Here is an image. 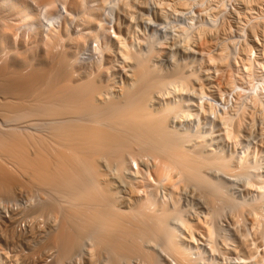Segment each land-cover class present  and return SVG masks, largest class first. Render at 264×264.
<instances>
[{"label":"bare ground","instance_id":"obj_1","mask_svg":"<svg viewBox=\"0 0 264 264\" xmlns=\"http://www.w3.org/2000/svg\"><path fill=\"white\" fill-rule=\"evenodd\" d=\"M106 1L0 0V198L10 200L0 210V254L2 250L12 251L10 260L14 258L16 262L13 264H198L191 256L194 246L189 245V238L177 225L181 222V227L191 237L196 233L204 241L212 235L217 240L221 223L214 228L215 221L223 211H230L229 215L225 214L237 238L231 241L233 244L237 241L236 247H232L230 238L224 234L223 240L219 237L218 242H224V246L230 244L223 252L231 256L233 264L251 263L261 245L258 238L262 229L258 232L256 222L264 216L260 217L257 200H252L255 204L244 199L237 202L239 199L233 198L237 190L231 196L229 187L233 185L236 189L235 180L255 172L250 171L255 164L247 163V159L240 161V157L234 168L230 155L214 152L212 143L216 137L210 135L212 143H207L201 131L198 135L194 133L195 139L192 132L178 131L169 122L178 114L188 116L191 108L188 112V105L181 98L180 101L167 100L166 96L172 91L168 88L211 84L209 70L204 69L208 76L199 77L200 74L195 75L190 70V65L185 64L188 71L183 63H180L182 67L173 59L170 60L174 63L172 68L162 69L163 72L154 60L166 53L165 45L155 49L156 46L151 48L145 43L150 46L148 51L131 50L130 43L125 44L127 38L122 41L123 31L124 35L127 32L123 23L128 19L130 7L124 8L127 15L121 9L127 1L118 8L117 24L112 20L115 23L112 33V25L109 26L107 20L111 15L102 13ZM176 2L181 3V7L189 5L184 0ZM255 24L248 25L252 35L260 26ZM205 29L209 28L196 33L202 37L198 36L201 39L197 50L199 58L216 61V57L213 58L216 53L211 55V51H215L218 36L208 35ZM115 43L118 50L114 48ZM216 46L222 49L224 45ZM116 51L131 63L130 68L127 67L129 62L124 65L130 71V80L120 84L118 93L114 92L117 95H112L116 90L110 93L109 83L116 73L110 71L113 75L110 78L109 69L117 67V60H123L118 59ZM218 52L217 63L220 59L221 64L218 66L220 78L216 81L222 80L235 88L239 71L237 76L233 61L235 70L229 61L232 56L227 60L229 51L221 53L219 49ZM248 61L251 64V60L246 63ZM119 69L121 67L116 70ZM115 81L111 84H116L117 89L119 85ZM258 99L255 101L260 102ZM225 118L230 120V117ZM238 127L235 130L239 131ZM131 160H135V168ZM106 170L110 171L106 172L110 176L114 171L115 176L123 177L121 181L125 179L129 187L127 195L119 193L114 181H109L110 176L107 181L104 179ZM102 176L105 181L101 180ZM187 188L194 191L191 198L194 197L206 212L203 218L198 216L197 210L194 211L197 215L180 216L185 210L180 211L181 203L177 200L184 193L181 189ZM24 190L28 192L25 199ZM160 190L164 193L162 197L158 195ZM179 190L182 194L178 197ZM244 201L246 206L241 205ZM187 211L189 213V209ZM244 213L253 214L256 220L257 229L254 223L253 226L260 235L256 236L258 240L255 238L254 245L247 240L249 235L245 237L249 231L244 225ZM173 219L177 224H171ZM23 221L25 226L22 227ZM262 221L259 225L264 224V219ZM239 224L246 227L239 232L247 233L238 232ZM213 228L220 229L216 236ZM87 248L89 254L85 256ZM5 254L9 259L8 253Z\"/></svg>","mask_w":264,"mask_h":264},{"label":"rangeland","instance_id":"obj_2","mask_svg":"<svg viewBox=\"0 0 264 264\" xmlns=\"http://www.w3.org/2000/svg\"><path fill=\"white\" fill-rule=\"evenodd\" d=\"M108 1H106V2L109 3V5H107V3L105 2L106 4L104 3L105 4L104 8H106L107 10H110V11H108L106 13L107 10L105 9L104 12L102 11V13H105L108 16L111 15V17H109V18L107 17V20L109 21V26L112 25V27H111L112 29L111 30L109 29L110 32L113 31V29H114V25H115L114 22H116V24H117L116 20H118V18H115V17H119V16H117V14L120 11L118 8L119 7L122 8L123 4L126 1H127L126 2L127 6L125 3L123 6V9H121V11L122 10L126 11V10H128L129 7L131 8V9L129 8V11H128L129 14L128 15H127V11L125 12L126 15L128 16L129 20L127 19L128 22L126 20L124 23L126 25L128 23V26H126L122 22L124 29L127 31L125 35H124L125 31H123V33H122L123 36H125V37L123 38V36L120 35V37L123 38V39L121 38L122 41H124L125 38H127V41L125 40V44L128 46L130 43V45L128 47L131 46L132 47V48H130L131 50L136 48V50L141 49L140 51L145 50L144 52H146V50L148 51L150 46L148 48V46H146L145 43L147 45H151V48H154L156 46L155 49L162 47V44H163V45H165L166 53L162 56L159 55V57L155 58L156 60H154V61L156 63L153 61L156 65H159L161 67L160 68L161 70L164 69V71H166V70L169 71L170 70L169 68H172V66L174 65V63L171 62L173 59H175L173 61L178 60L177 61L178 64L182 67H183V65H181L182 63L184 64V66H185V64L190 65L191 66L190 70H192V72L195 73V75H196V73L200 74L199 77H204V74L209 75V73H207V70H209L208 72H210L211 78L210 77L209 78H210V82H212L211 84L210 83H207L204 85L201 84L202 87L198 86L199 84H197V83L193 84L194 86L190 84V86H192V87H189V85H188V87H187L188 89L187 88L184 89L182 87H179V85H178V87L177 86L174 87V88H177V90L175 89V91H174L173 87H171L172 89L168 88V90L169 89L172 90V91H169L170 95L168 94L169 92L167 90V92H168L167 94L170 97L166 96V94L164 93L167 100H172L171 98H173V101H176V100L180 101L179 98L183 99V101H185L183 103L186 104V106L188 105V112H189V108H191V110H190L191 112H189L190 114L188 116L183 115V114H178L176 116V119H175V117L172 116L169 120V122H171L170 125L172 124L171 126H174V127L176 126L175 128H177L178 131H180V129H181V131H183V132H186V133L190 132L189 134L193 133L192 137H194V133L198 135L199 132L201 131L200 133H203V135H205L204 138L207 140V143H212V139L214 137H216L215 139H213V143H212L213 146L211 145L214 152H219V153L221 152L220 154L223 153L222 155L225 154L226 156L230 155L231 157L230 156L229 157L231 158V161L234 160L232 162V166H234V168L236 167V165H234V164L239 161V160L237 161V159H240V157H241L240 161L247 159V161H246L247 163L250 162V164H252V163L255 164V166L252 165V167L254 166V168H256V169H254L252 167L250 168V171L252 169L253 171L255 170V172L250 173L247 176H241V177L237 178V179H239L240 183L238 181H236L237 179L234 176H232V178L234 177V179H236L235 180L236 183L234 182L235 184L234 183L233 184L234 185L237 184V185L235 186L236 187V189H235L233 187V185L231 184L232 186H230L229 189L230 190L232 189V190L231 191L229 190L230 191L229 193L232 196L235 193V190H237L236 193L233 195L234 199H236V200L239 199V201H237V202H240V200L243 201V199H244L246 202H247V200L248 201L250 200V204H255V202H253V201H256V200H257V202L259 201L258 203L256 202V204H257V206L259 205L258 212L261 209V212L259 214L262 215L260 217L263 218V216H264V17H263L264 16V0H245L244 2H246V4H244L243 0L242 1L241 0H184L186 3L189 2V5L184 4L186 6L185 7L182 6V7H184V9L180 6L181 3L177 4L179 2H176V0H114V1L112 0V3H110L111 0L109 2ZM248 3H249V5H248ZM113 4H114V6H113ZM120 5H122V6H120ZM246 5H248V7H246ZM107 6H108V8H107ZM110 6H111V8H110ZM249 6H251V7H249ZM124 8H126V10H124ZM252 21H254V22H252ZM120 22L121 21L119 19L118 23H120ZM255 23H258L257 25H260V26L256 27V28H258L259 31L257 30L256 34L252 35V34H250L248 27L251 26L252 24H253L252 26L256 25ZM126 27H127V29H126ZM205 27H207V29L212 28L210 30V32H209V29L208 30L205 29L207 31V34L209 33L208 35H210V33H212L211 34L212 36H214L213 34H217V36H218L217 37L218 42L215 41V42H217V44L214 43L215 51H211V55H213L212 52L216 53L215 56L213 55V58L216 57L215 58L216 61L213 59L212 62H210V61L207 62L206 57H203V59L199 58L200 54L198 53L197 50L199 49L198 46H200L199 41L201 39H199V38H202V37H200L201 35L199 36V34H200L201 29H203ZM197 31L199 32V34H196V33H198ZM198 36H199V38H198ZM215 38H213V40H215ZM113 39H115V38H113ZM220 40H221V42H220ZM197 41H198L199 45H197L198 44ZM92 42L93 41H91V44H93V45L96 44L95 41H94L95 43L94 42L92 43ZM149 42L151 44H149ZM221 43H223V44H221ZM225 43H226V45H225ZM117 44L118 43H115V46H114L115 50H118ZM157 44H159L161 46H159ZM218 44H220V47H222L224 45V46H226V48L223 46V48H222L223 51H222V49L219 48V46L218 47L216 46ZM245 46H246V48H245ZM214 47H212V49H214ZM217 48L220 49V52L221 51L225 52L228 49L227 52H225V53H228V51H229V55L227 56L226 59L229 60L228 57L232 56V58H231L232 60H229V61L230 62L233 61V64L235 65L236 68L234 67L232 62H231V66H232V68L234 67L236 69L235 70L233 68L236 71L234 73L237 76H238L237 73L239 71V76L236 77V79L238 78L237 83L235 81L236 87L235 86H234L235 88L232 87L233 89L230 86L226 85L225 82L222 80L220 82H218L219 81L218 79L220 78V76H219L220 75V72H219L220 67L218 68V66H220L221 62L219 59L220 64L217 63V58H219V57H217V52L219 50ZM169 52L171 54H169ZM115 53L118 55V59H123V57L121 55H119L120 54L119 51L118 52L116 51ZM168 54L170 56L172 55V57H170L171 59L169 58ZM120 56H121V58H120ZM115 58H117L116 55H115ZM199 59H201V61H200L201 63L199 62ZM123 60H125V59H123ZM123 60H121V61H123ZM247 60H251V64H249L250 61H248V63H246ZM119 61L120 60H117L115 63V64H117V67H116V65H114L115 68H112V70L109 69V72L110 71L113 72L114 70L116 71V72L114 71L113 74L116 73L117 76L115 75L114 79L113 80L111 79V81L114 82V80H116L115 83L118 82L117 84L119 85V87L117 89H115L117 87L116 84L112 85V84H114L113 82H111L112 84L109 83V87H111V88H109V92L112 93L113 89L116 90V91H113L112 95H114V94L117 95L118 90L121 87L120 84L124 85V84H126L125 82L130 80L129 79L130 71L126 70V69H128L127 67L130 68V65H131L130 61L125 60V61H123V63H119ZM186 61H187V63H185ZM214 61L216 63H214ZM125 62H129L130 64L128 63L129 65L127 67H125L124 65L127 64ZM203 63H204V65H203ZM118 64L119 65L121 64L120 65L121 69H119L117 71L116 69L120 68ZM170 64H172V65L170 66ZM187 65L185 66V68L189 71ZM207 65L210 67L209 69H208ZM122 67H124V69ZM205 68H207L206 71H204ZM202 69H203V71H202ZM217 69H218V71H217ZM195 70H196V72H195ZM125 71H127L126 74H128V73L129 74L128 75L124 74ZM112 72H110V75H112ZM109 77L113 78V75H112V77L111 76H109ZM216 80H218V81H216ZM216 82L220 83V84L218 85ZM110 84H111V86H110ZM203 90H204V92H203ZM114 92H117V93H114ZM161 97H160V99H162V100L165 98L164 96H163V98H161ZM174 97H176V98L174 99ZM257 98L261 99L260 100L261 103L257 101L259 103L258 104L255 101V99H257ZM186 106L184 105V107H186ZM211 106H212V108H211L212 110L209 108ZM213 107H214V109H213ZM240 113H241V115H240ZM242 114L244 116H242ZM182 115H183V117H182ZM226 116L230 117L229 121H227L228 119L225 118ZM238 116H239V120L242 116V118H241L242 121L240 120V123H239V120L237 119ZM173 118H174V120H173ZM235 121L241 125L244 123V125H243L244 128L239 124L235 125V123H236ZM241 122H243V123H241ZM237 126H239L238 127L239 131L235 130L237 128ZM203 135H201V136H203ZM210 135H212L213 138ZM192 137H191V140H192ZM194 138L196 139V137H194ZM210 139H211V142H209ZM214 140H216V141H214ZM211 146H209V147H211ZM232 155H235V156H232ZM235 161H237V162H235ZM135 165H136L135 160H131V166L133 168H135ZM108 171L109 170H106L105 173ZM109 173H110V171H109ZM109 173H106V177H104V179L106 181H107L108 177L110 176ZM212 173H211V175H212ZM102 174H104V173H102ZM216 174H218V172ZM116 176L114 174V171H112L111 176L109 177L110 178L109 181L111 180L112 183L114 181V184L116 185L117 189H120L119 193L120 194L122 193L121 195L124 194L123 192H125V195H127L126 193L129 192L128 191L129 187H127V184L125 183L126 182L125 179H124V181H121V179H123V177L121 178L120 176L119 177L117 176L118 177V179H117ZM258 178H260V179H258ZM102 179H103V176H102L101 180ZM104 179L102 181H105ZM241 184L243 185L242 187H241ZM250 185H251V187H250ZM260 185L263 186V188ZM248 186H249V188H247ZM260 187L263 190L260 189ZM246 188H247V190H246ZM188 189L191 190V188H187V190L181 189V192H184V193L186 192L185 194L184 193L182 194L180 192V190H179L180 194L178 193V197L182 194V196L179 197L181 199L177 200V202L179 201L178 204L181 203L180 206L178 205L180 211L183 209L185 211H187V209H189V213H188V211L186 213H185V211H183L184 215L181 211L180 214H182V215H180V216L181 217H183V216L187 217L188 214H190V215L191 214L192 215L193 214L194 215L199 214L198 216L200 217V215H201V218H203L204 214L206 212L205 211L203 212L202 206H200L199 203L198 204L196 203L197 201L194 197L191 198V196L194 194V191L191 190L193 193L191 192L192 194H190V190H188ZM24 191L26 193V196H24L23 199H25V197L28 196V194H27L28 192L26 190H24ZM244 191H246V192H244ZM17 192L15 191V196L17 195ZM160 192H161V190L159 191V193ZM159 193H158V195L160 197H162V195L164 194L163 191L160 194ZM235 195L237 196V198ZM16 197H18V195ZM26 199H28V198H26ZM9 201L10 200H8V199L0 198V210L2 208H4L6 205H8ZM17 201L20 203L19 199H17L15 201L18 204ZM245 201L242 202L241 205L246 206L247 203ZM251 201H252V203H251ZM189 205H190V207H189ZM260 205H262V206H260ZM185 206L187 207V209L185 208ZM248 206H249V203H248ZM194 208H196V209H194ZM191 209H193V210H191ZM195 210H197V214L195 213L196 212ZM191 211H193V213ZM227 212H230V211H226V212L223 211L224 214L226 213L227 215H229ZM223 213H221V215L219 217L221 219V221L219 218L216 219L215 225H217V226H215V225L213 226L214 228L215 227L218 228L220 226L219 228H221V230L216 228V231H215L214 228L212 229L213 233L215 232L214 236H216L217 230H220V231H218L220 233V236H219V233H217L218 234L217 240L214 239L215 237H213V235L210 237L211 240L209 237L208 238L206 237L208 239V241L206 240L207 242L204 241L200 236H197L196 233H193V232H192L193 234L192 233L191 234L192 235L195 234V236L191 237L190 233L187 230H185L183 227H181V222L178 221L179 225H177V227L180 228V231L183 233V235L185 237L189 238V240H188L189 245L190 246L192 245L191 247L194 246V248H192L193 254L191 253V256H193L194 259L196 258L195 261L197 260L198 264H233L232 262H230L231 256L228 257L227 254L225 255V252H223V250L230 248L229 247L230 244L231 245L233 244V242L231 243V241H233L232 239L237 240V238L234 234V231H232L233 229L231 230L232 224L230 222L229 216H227L225 214L226 215L225 217H227L225 219V218H223V216H224ZM246 214L249 216L246 217ZM246 214L243 215V217L245 216L244 219L246 218L244 225L247 226V229H248L247 232L249 231L248 232L249 234L247 232H239L240 230L244 231L243 228L245 226H243V227L241 226L243 224H239L238 227L240 229L238 228V232L243 233V234L247 233L245 235V237L247 238L249 235V238L247 240H249V242H251L252 245H254L256 239L258 238L257 235H260V234H258V232H260V230L262 229V235H260L258 238L260 241V244H261V245L258 244V245H260L259 246L260 249L258 250L259 252L256 251L254 253L255 255L253 254L254 257H252V256H251L252 258L250 257L252 259V262L249 264H264V224H262L263 227H262V225H259V222L261 224V222H263L262 220L264 218L261 219V221L256 222V224L258 223V226H259V230L257 232L256 231L257 226L254 223V221H256V220L252 216L253 214L252 215H251V213H249V214L246 213ZM222 218H223V220H222ZM227 219H228L230 225L228 224ZM173 220H175V219H173ZM217 220H219L220 222ZM176 221L177 220H175L174 222L172 221L171 224L172 223L177 224ZM225 221H227V222H225ZM21 223H22L21 224L22 227L25 226V221H23ZM253 223L256 226V229H255V226H253ZM260 227H262V228H260ZM254 232H255V234H254ZM223 234L228 236V239L230 238V242H229V240H224L225 242L230 243V244L229 243L226 244L228 247L226 245L224 246V244H225L224 242H222V243L218 242L222 238V236H224ZM226 236L224 237L225 239L227 238ZM256 236H257V238H256ZM199 237H200V239H199ZM212 237L214 240H216L217 244H215V242L212 240ZM219 237H221V238L219 239ZM192 238H194L195 240ZM209 240H210V242H213V243H210ZM221 240H223V238ZM236 243H237V241H236ZM236 243H234L233 244L234 246L232 245V247H236ZM256 243H257V241H256ZM147 244H149V243H147ZM150 245L151 244H149L147 246H150ZM155 246H157V245L153 244V247H155ZM87 247H88V244H87ZM157 248H158V246L155 249H157ZM238 248H237V250H238ZM4 249L6 250L7 248H4ZM86 250H85L86 252L84 251V254H85V256H88V254H89L88 248ZM157 250H155V251H157ZM6 251H8V252H6ZM6 251L2 250L3 253L1 252L2 254H0V258H1L0 264H13L12 262H14V258H13V260H10V259H12V256H10V252L12 254V251H9V249H7ZM196 251H198V252L196 253ZM4 252L8 253L7 255L9 257L8 256L7 257L9 259L6 258V254ZM256 253H257V255H256ZM4 254H5V256H4ZM14 263H16V262H14Z\"/></svg>","mask_w":264,"mask_h":264}]
</instances>
